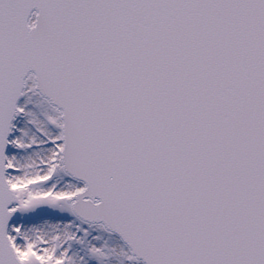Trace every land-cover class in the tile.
<instances>
[{
  "label": "snow or ice",
  "instance_id": "obj_1",
  "mask_svg": "<svg viewBox=\"0 0 264 264\" xmlns=\"http://www.w3.org/2000/svg\"><path fill=\"white\" fill-rule=\"evenodd\" d=\"M0 264H264V0H0Z\"/></svg>",
  "mask_w": 264,
  "mask_h": 264
}]
</instances>
